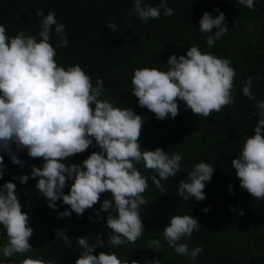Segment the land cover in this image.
Masks as SVG:
<instances>
[{"label":"trees","instance_id":"16d2710c","mask_svg":"<svg viewBox=\"0 0 264 264\" xmlns=\"http://www.w3.org/2000/svg\"><path fill=\"white\" fill-rule=\"evenodd\" d=\"M165 2L173 9L172 16H164L161 9L159 19L144 21L128 15L135 0H0V25L5 26L10 38L23 31L36 36L39 42V24L43 18L36 15L37 10L45 15L54 12L56 19L66 25L68 40L66 47H57L59 40L53 26L49 42L56 50L58 66L67 69L79 65L91 78L93 87L98 77L103 80L105 91L99 99L113 102L121 109L130 108L147 118L139 138L142 151L161 148L170 156L172 153L182 156L180 171L161 180L163 193L151 179L153 175L159 179L158 174L147 169L143 161H133L148 184L142 194L147 203L139 207L144 230L134 243L111 245L108 243L111 230L106 224L108 213L100 211L105 199L112 200L111 192L102 193L98 203L82 215L72 212L70 217L59 218L60 212L71 210L70 206L61 198L56 201V210L50 208L47 198L36 188L39 177H31L32 167H42L43 158H32L26 149L17 150L13 144L11 151L22 161L21 166L12 162L8 152L0 150L4 165L0 186L9 181L16 184L22 212L29 215V226L33 229L29 239L32 249L7 258L0 251V264H22L25 258L75 264L81 252L76 241L86 235L93 236L90 244L95 243L96 235L104 241L95 248L94 255L115 253L118 259H128L130 264L133 260L147 264L155 259L159 264H264V199L254 198L243 189L232 167V160L237 158L246 139L255 134L259 119L254 115L258 113L257 102L264 101V0H254L253 10L241 5L239 0ZM160 3L161 0H143V4L153 7ZM217 8L225 14L229 30L209 48L206 37L214 36L217 29L210 34L201 33L200 20L205 12L213 18L218 16ZM109 22L116 23L118 30H110ZM191 46L231 61L230 66L235 70L233 102L203 117L178 100V115L172 118L169 114L160 120L141 107L132 95L134 71L145 67L167 71L169 57L186 55ZM257 75L259 83L255 79ZM248 77L253 78L251 91L255 99L243 94ZM100 151L93 138L87 150L61 162L79 165L93 152ZM200 162L214 168L211 180L205 182L203 189L206 199L186 201L178 195L179 184L188 182V174ZM23 175L29 176L27 183L15 179ZM72 183L67 181L65 194L70 192ZM205 208L210 210L205 212ZM241 211L244 215H240ZM98 215L104 219L99 220ZM176 215L193 216L201 225L191 237L178 241L186 243L189 252L196 247L203 249L195 259L177 254L163 239L170 217ZM60 231L72 241L70 247L57 237ZM153 239L160 241L161 250L150 248L149 241ZM7 243L6 229L0 224V249Z\"/></svg>","mask_w":264,"mask_h":264},{"label":"clouds","instance_id":"9594fccd","mask_svg":"<svg viewBox=\"0 0 264 264\" xmlns=\"http://www.w3.org/2000/svg\"><path fill=\"white\" fill-rule=\"evenodd\" d=\"M239 3L254 9V0H239ZM161 9L164 16L173 15V9L165 0L155 7L143 4V0H135L128 15H136L144 21L159 19ZM216 11L219 15L215 18L205 12L200 20L201 33L210 34L217 29L214 36L206 37L209 48L229 30L225 14L218 8ZM36 15L43 18L39 24V42L36 36L26 35L23 31L10 38L5 26L0 25V150L8 152L12 162L21 166L22 161L11 151L13 144L17 150L26 149L32 158H43L42 167H32L31 177H39L36 188L47 198L50 208L56 210V201L61 198L70 206L71 210L60 212L59 218L70 217L72 212L82 215L98 203L102 193L111 192L112 200L105 199L100 209L108 213L106 224L111 230L108 243H134L144 230L139 207L147 203L142 194L148 184L133 161H143L147 169L158 174L159 179L157 175L151 179L163 193L161 180L180 171L182 156L177 153L170 156L161 148L142 151L139 138L147 118L130 108L121 109L113 102L99 99L105 91L103 80L98 77L93 87L91 78L79 65L67 69L58 66L56 50L49 41L55 26L59 40L57 47H66V25L59 22L52 11L45 15L42 10H37ZM107 27L118 30L114 22H109ZM167 65V71L137 68L132 78V95L141 107H146L158 119L164 120L169 114L175 118L179 112L178 100L203 117H209L212 112H219L233 102L235 70L230 66V60L202 53L197 46H191L186 55H171ZM255 79L259 83V75ZM252 87L253 78L248 77L243 94L249 99H255ZM257 109L258 113L254 115L259 119L255 134L246 139L239 155L232 160V167L241 187L252 197L264 199V101L257 102ZM93 138L100 152H93L79 165L61 162L87 150L93 144ZM3 170V156L0 155V179ZM213 173L214 168L209 164H195L188 174V182L179 184L178 195L186 201L191 198L203 201L206 199L205 182L211 180ZM15 179L27 183L29 176ZM68 180L73 183L70 192L65 194L63 189ZM232 187L230 185V189ZM209 210L204 209L205 212ZM240 215H244L243 211ZM98 219L104 217L98 215ZM0 224L8 237L7 245L0 249L4 257L32 249L29 239L33 229L29 226V215L22 212L16 184L11 181L0 186ZM200 226L193 216H171L163 239L177 254L195 259L203 249L196 247L189 252L188 245L178 241L185 236L191 237ZM57 237L66 246H71L67 234L60 231ZM91 239L92 235H86L76 241L81 252L75 264H130L128 259H118L115 253L94 255L95 248L102 246L104 241L100 235L95 236V243L90 244ZM149 246L156 251L162 248L156 239L149 241ZM22 264L55 262L25 258ZM131 264L139 262L133 260ZM147 264H159V261L149 260Z\"/></svg>","mask_w":264,"mask_h":264}]
</instances>
